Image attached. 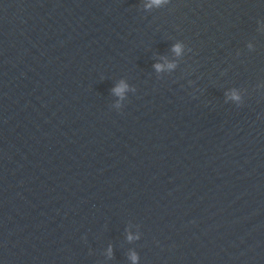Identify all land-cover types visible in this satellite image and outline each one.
<instances>
[{"label":"water","instance_id":"95a60500","mask_svg":"<svg viewBox=\"0 0 264 264\" xmlns=\"http://www.w3.org/2000/svg\"><path fill=\"white\" fill-rule=\"evenodd\" d=\"M148 2L0 0V264H264V0Z\"/></svg>","mask_w":264,"mask_h":264},{"label":"clouds","instance_id":"9594fccd","mask_svg":"<svg viewBox=\"0 0 264 264\" xmlns=\"http://www.w3.org/2000/svg\"><path fill=\"white\" fill-rule=\"evenodd\" d=\"M168 2V0H149L147 7L152 8V7H161L164 4H166ZM173 51L177 54V55H181L183 53V47L180 44H177L174 46ZM157 71H163L164 70V65L161 64H157L156 66ZM168 68H174L175 65L173 64H168L167 65ZM116 93L118 95L123 96L127 91H128V86L127 84L122 83L117 89H115ZM234 99H239L238 96L233 97ZM135 237H132L131 235L129 236V239H134ZM133 262L134 264H138V260L139 258L133 254L132 256Z\"/></svg>","mask_w":264,"mask_h":264}]
</instances>
